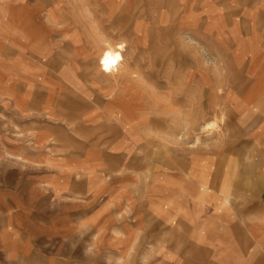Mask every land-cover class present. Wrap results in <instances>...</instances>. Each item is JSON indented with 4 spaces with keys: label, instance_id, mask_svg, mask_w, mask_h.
I'll return each instance as SVG.
<instances>
[{
    "label": "crops",
    "instance_id": "0c3cea01",
    "mask_svg": "<svg viewBox=\"0 0 264 264\" xmlns=\"http://www.w3.org/2000/svg\"><path fill=\"white\" fill-rule=\"evenodd\" d=\"M127 1L101 0L92 9L115 29L127 25L124 32L139 17L147 38L153 37L147 23L163 22L166 14L186 24L204 18L210 43L205 48L224 49L210 52L211 64L219 68L211 71L220 87L212 89L214 115H239L253 125L228 143L224 137L218 143L191 142L173 155L171 147L148 137L155 133L148 126L154 119L138 104L149 97L142 92L154 79L149 83L138 75L145 89L136 90L131 81L115 82L118 93L102 95L103 78L115 74L99 66L103 38L94 20L87 16L98 69L95 80H86L75 62L94 58L86 53L89 31L81 37L72 30L82 47L78 54L72 48L68 70L56 72L38 63V56L48 60L51 52L35 48V3L0 0V264H264V0H196L194 12L193 0H175L174 13L166 6L160 12L157 0H139L138 17L109 16L114 5L123 13ZM60 9L58 3L47 6L45 23L52 25ZM28 41L35 47L22 55L18 48ZM23 56L35 62L31 72L23 70ZM196 77L181 83H195ZM221 79L229 82L227 88ZM76 90L80 95L99 90L102 96H78ZM150 96L168 101L172 95ZM160 107L157 119L168 132H178L179 140L199 125L197 109L189 108L185 114L192 116L186 119L175 113L170 118L167 104ZM179 120L188 123L183 127ZM150 145L160 150L154 159L145 154Z\"/></svg>",
    "mask_w": 264,
    "mask_h": 264
},
{
    "label": "rangeland",
    "instance_id": "374dc122",
    "mask_svg": "<svg viewBox=\"0 0 264 264\" xmlns=\"http://www.w3.org/2000/svg\"><path fill=\"white\" fill-rule=\"evenodd\" d=\"M28 1L33 2L32 4L35 3L34 6L35 15H36L35 23L38 32L37 44L35 47V43H33V41L32 42L28 41L24 44L26 48L22 44L21 47L18 48L20 52H22L21 54L23 55L25 52L29 54V52H31L30 49L31 47L37 48V50H39L40 52L49 51L51 52L50 59L47 60L45 58L43 60V58L38 56V58H40L38 59L39 60L38 63H40L41 65L44 64L45 68L47 67L49 68L48 64H51V66L56 69V72H58L59 68L62 70H68L69 68H67L68 66L67 63H69L68 60L70 59V57L68 56H72L71 55L72 48H75V52L76 54H78L80 51L79 49L82 47V43L79 40L78 34L71 33L72 30L78 31L81 37H85V34L89 31L90 40L87 42L86 53L88 55L93 54L94 49H90V45H91L90 43L92 42L91 26L90 29L87 30V28L89 27L87 23L90 22L87 16H89L92 20L95 21L93 27L96 30V33L102 35L101 37L105 41H108L112 45H115L120 41H122L125 46L123 50V58L121 60L122 63L118 67L119 70H117V72L114 75L115 80L113 79V77H111V79L103 78L104 79L103 83L104 86L106 87L104 90V94L102 95L105 97V95L110 96L118 93L117 88L114 86L115 82L120 83L121 81H125V80L131 81L130 83L132 84L131 87L135 88L134 90H136L138 88L145 89L144 87L143 88L140 87L139 82L135 80V78H138V75H142L143 78L146 79L149 77L151 79H154L152 80V83L150 82V78L148 79L149 83H151L152 85L151 87H148L142 92L149 94V97L144 96L143 98L139 99L140 102H138V104L142 106L140 108V111L144 112L145 116L147 115V117H149L151 120L154 119V122L148 124V126L154 127L155 133L148 134V137L150 139L151 138L154 139L155 140L154 142L157 141L163 146L171 147L173 155L179 154L182 151V149H186L189 146V144H191V142L192 144L193 143L200 144V142H212L215 139V142L218 143L220 137H224V139L228 143L229 140H234V136L238 137V132H241L240 135H244L245 134L244 132L250 130L249 129L250 126L253 125L252 122L248 124H244L241 121V117L239 115L238 116L227 115L225 116V118L223 117L224 119H222L224 120V122L222 124H218L219 121L218 119L221 116V114L219 113L214 115L213 101L216 99L213 98L212 89L220 88L218 87L219 79L213 80L211 76V71H215L218 73L219 68H214L211 62L213 60L212 53H217V52L221 53L222 51H224V49L222 48L219 50H213L211 48L210 49L205 48L206 46H210V43H209V36L206 35L204 18L200 20L193 19L191 24H186L184 23L185 22L184 20L179 21L173 19V21H169L170 18L168 14H166V16H164V19L165 18L166 19L163 22L152 21L150 23H147L150 25V28L152 30L151 32L153 34V37L147 38L144 32H142V30L140 29L141 28L140 20L142 19L138 17L139 6L132 7L135 6V4H137L139 0L127 1L126 2L127 6L128 5L129 6L125 8L123 15H121L117 11L111 13V10H109V16L114 15L116 21L126 20L127 18H129L130 15L134 16V18L138 17L132 20L131 23L128 24L130 27L128 28L129 29L128 32H124L125 28L128 27L127 25L123 23H119L118 25H116L117 29H115L111 24V20H108L106 18L105 19L101 18V14L98 13V9L96 10L92 9V7L95 5H101V0H28ZM157 1L160 5V12H162L161 10L163 6H166L167 9L170 11L168 7L169 0L168 1L157 0ZM172 1L173 3H177V10L175 11L177 12L179 8L178 2L175 0ZM55 3H58L61 9L57 10L53 14V17H51L50 22L53 24L48 25L44 21L46 20L47 16L46 18H44L45 15L43 13V10L47 6L50 5L53 6V4ZM191 4L190 7L192 8L191 10L193 11V9L198 3L196 0H193L191 1ZM22 5H28L26 3V0H20V6ZM39 5L41 8L39 7ZM86 13L89 15H87ZM30 20L32 22L33 20L32 16ZM135 20H137L138 23L137 21L135 22ZM23 25L21 27H23ZM133 28L135 29V31ZM105 30L107 32L112 31L115 34H113L112 38H109L107 35L104 34L103 31ZM44 31L50 32L51 33V35H49L50 37L49 36L46 37L45 36L46 33ZM100 31H102L103 33H101ZM27 33L29 32L24 31V34ZM63 35H67V36H63ZM162 48H164V50ZM179 49H185V50L181 51ZM93 55L94 58L92 60H89L87 58L85 60H77L75 62L76 65L71 63L77 66V71L79 73H85L87 75L86 80H95L94 70L97 73L98 63H96V61L98 59L99 54L95 55L94 53ZM31 57L32 59L35 60V57L33 56ZM22 58H23L22 61L23 70L25 72H31V70L34 68L35 62L33 60L32 61L28 60L26 56H23ZM156 66L159 68H157ZM238 68L239 66L236 65L232 67L230 72L227 71L230 74L229 78L232 76L234 77V74L236 70H238ZM220 71L223 70L220 68ZM149 72L151 73L149 74ZM191 75L197 76L195 83H191L192 80L187 82V84L181 83V81H184V79H187V77L188 76L190 77ZM157 78L159 79V82L157 84H154V82L158 81ZM163 78L168 84L167 86L165 85ZM220 84H222L223 88H227L229 82L228 84H226L221 79ZM98 91L99 90H96L94 92L92 91L89 94H87V91H85L84 94L80 95V91L76 90V92L79 93L78 96H83V97L86 96L98 97L101 95L100 92L98 93ZM134 92H135L134 95L141 93L139 91L138 92L134 91ZM191 92L193 93L195 92L196 95L198 94V97L192 100L191 99L192 96L189 95L191 94ZM60 93H62L60 90L56 92L58 98H61ZM150 94H154V95L158 94V96H161L162 94L170 95V96L172 95V96L169 98L170 101L169 100L167 101L166 99L156 100L157 98L154 96L151 97ZM73 96L75 97V95ZM161 103L167 104L170 110V113L167 116L168 117L170 116V118L175 116L174 114H172L175 113L177 114V116L179 114L181 117H187L186 119H188L192 116L190 115L189 117V114L188 115L185 114L186 112L188 113V111H190L189 108L194 110L197 109L199 111V115L195 117L198 118L197 122L199 123V125L198 124L193 125V127L189 129V131L187 132L184 139L179 140V138H177L176 136V133L178 132H175L174 129H172L171 132H168L167 130L169 128L168 129L165 128V124L157 119L162 115L164 111V110H160ZM214 103L217 105L219 104L218 102H214ZM77 108L78 106L75 105L74 115L78 116L75 118V120L76 119L78 120L79 115L81 114L77 112ZM81 108L82 107H79V109ZM140 114L141 113H139L140 116L139 121L143 120L145 125H147L146 123L147 119H145L144 117L142 118ZM213 118L217 122L216 124L218 126L213 129L202 131V129H204L202 128L203 127L202 124ZM132 123L133 122H129L127 124L130 126L132 125ZM140 124L142 125L143 123ZM170 134L172 135V137H169ZM144 137H146V135H144ZM149 148L150 149L145 150V154L146 156H150V158L154 156V154L156 153L158 155L160 152L159 149H155L156 148L155 146L150 145Z\"/></svg>",
    "mask_w": 264,
    "mask_h": 264
},
{
    "label": "bare ground",
    "instance_id": "6f19581e",
    "mask_svg": "<svg viewBox=\"0 0 264 264\" xmlns=\"http://www.w3.org/2000/svg\"><path fill=\"white\" fill-rule=\"evenodd\" d=\"M163 6V5H162ZM127 7V6H126ZM125 7V8H126ZM136 7V6H135ZM168 7L170 9V11L175 12L177 10V3H173L172 0L168 1ZM167 8V7H166ZM133 9V8H132ZM111 13L115 12L116 10H118V6H113L111 9ZM121 10V9H119ZM135 10V9H134ZM133 10V11H134ZM140 10V7L138 9V12ZM168 10V9H167ZM53 13V11H52ZM163 13V12H162ZM123 14V13H121ZM139 14H141L139 12ZM175 16V15H174ZM134 17V16H133ZM171 17V16H170ZM94 41V40H93ZM98 43V40H97ZM100 46H102V53L99 56V66L100 68L105 71L108 72L110 74H115V72H117V70H119V66L121 65V60L123 58V50L125 48L124 43L122 41H120L119 43L112 45L111 43H109L108 41H105L104 39H102V41L100 42ZM181 48V47H180ZM164 50V48H162ZM154 51V50H153ZM157 52V51H156ZM160 53V52H159ZM158 53V54H159ZM174 53V52H173ZM161 55V54H160ZM186 55V54H185ZM154 56V55H153ZM155 58V57H154ZM164 59V58H163ZM182 59V58H181ZM161 60V59H160ZM156 63V62H155ZM160 63V62H159ZM178 64V63H177ZM162 65V64H161ZM176 66V65H175ZM157 67V66H156ZM162 67V66H161ZM177 67V66H176ZM159 68V67H157ZM163 69V68H162ZM161 73V72H160ZM137 80L139 78H136ZM205 86V85H204ZM203 95V94H202ZM203 97V96H202ZM202 109V108H201ZM163 110V109H162ZM190 112V111H189ZM165 117V116H164ZM224 114H221V116L219 117V121L221 119H223ZM164 121V120H163ZM168 123V121H165ZM172 122V121H171ZM164 123V122H163ZM188 122L186 120H179L177 122L178 125H181L183 127H185L184 125H186ZM217 122L214 120V118L212 120L206 121L203 126L204 129H213L215 127H217L218 125L216 124ZM166 125V124H165ZM168 126V124H167ZM203 128V127H202Z\"/></svg>",
    "mask_w": 264,
    "mask_h": 264
}]
</instances>
